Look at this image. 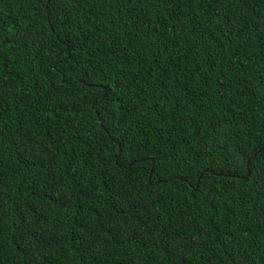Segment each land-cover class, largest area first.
Masks as SVG:
<instances>
[{
  "label": "trees",
  "instance_id": "1",
  "mask_svg": "<svg viewBox=\"0 0 264 264\" xmlns=\"http://www.w3.org/2000/svg\"><path fill=\"white\" fill-rule=\"evenodd\" d=\"M0 264H264V0H0Z\"/></svg>",
  "mask_w": 264,
  "mask_h": 264
}]
</instances>
